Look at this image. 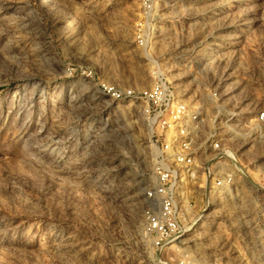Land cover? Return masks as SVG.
I'll list each match as a JSON object with an SVG mask.
<instances>
[{"label":"rangeland","instance_id":"obj_1","mask_svg":"<svg viewBox=\"0 0 264 264\" xmlns=\"http://www.w3.org/2000/svg\"><path fill=\"white\" fill-rule=\"evenodd\" d=\"M159 79L195 102L217 91L207 113L236 150L220 120L264 109V0H0V264H264L260 136L231 189L181 185L175 240L144 236L158 151L99 84Z\"/></svg>","mask_w":264,"mask_h":264},{"label":"built area","instance_id":"obj_2","mask_svg":"<svg viewBox=\"0 0 264 264\" xmlns=\"http://www.w3.org/2000/svg\"><path fill=\"white\" fill-rule=\"evenodd\" d=\"M99 91L113 101L139 107L151 148L158 151L153 166L155 184L145 192L150 207L142 229L158 248L175 240L184 230V203L178 193L181 185L195 182L203 175L210 192L231 189L236 177L246 176L241 160L246 139L264 137V109L258 110L249 124L245 120L248 114L227 112L220 123L229 126L234 122L235 137L244 136L236 150L228 146L219 134L218 118L222 113L209 116L206 109L207 101L218 102L217 91L195 102L182 98L173 84L162 79L146 88L103 81Z\"/></svg>","mask_w":264,"mask_h":264}]
</instances>
